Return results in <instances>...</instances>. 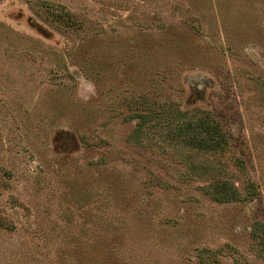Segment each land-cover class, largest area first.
<instances>
[{"label":"rangeland","instance_id":"obj_1","mask_svg":"<svg viewBox=\"0 0 264 264\" xmlns=\"http://www.w3.org/2000/svg\"><path fill=\"white\" fill-rule=\"evenodd\" d=\"M0 264H264V0H0Z\"/></svg>","mask_w":264,"mask_h":264},{"label":"trees","instance_id":"obj_2","mask_svg":"<svg viewBox=\"0 0 264 264\" xmlns=\"http://www.w3.org/2000/svg\"><path fill=\"white\" fill-rule=\"evenodd\" d=\"M179 118L181 119L186 112H181V110H179ZM208 114V113H207ZM205 124V122L203 120L197 119L196 121H192L190 120L188 123L186 124H182L180 125V128L177 126V133L176 134H180V132H182V134L186 135L192 139V135L190 132L192 131H197L200 128L203 127V125ZM218 126H216L212 132L209 133V141L205 140V139H199L197 140L196 137H194L192 139V143L194 146H203V145H208L211 148L217 149V148H221L222 146H224L226 144V140L223 138V136H221L220 131L217 128ZM221 191H219V193L215 192V194L213 195L215 201L219 202V203H230L233 201H240L243 200L244 198H240V196L237 194V192L232 189V188H227L226 185H222L220 188ZM254 195V194H253Z\"/></svg>","mask_w":264,"mask_h":264}]
</instances>
